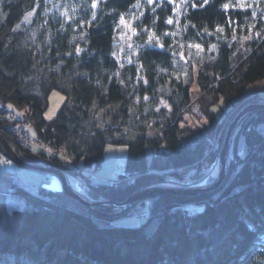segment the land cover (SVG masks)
I'll use <instances>...</instances> for the list:
<instances>
[{
	"label": "trees",
	"instance_id": "obj_1",
	"mask_svg": "<svg viewBox=\"0 0 264 264\" xmlns=\"http://www.w3.org/2000/svg\"><path fill=\"white\" fill-rule=\"evenodd\" d=\"M53 91L65 100L47 121ZM250 104H264V0H0V135L29 163L79 176L95 202L213 160L226 117ZM23 116L72 165L19 145L10 126ZM107 146L127 148L123 174L92 184ZM231 149L216 190L158 194L118 217L0 173V264H264V109Z\"/></svg>",
	"mask_w": 264,
	"mask_h": 264
},
{
	"label": "rangeland",
	"instance_id": "obj_2",
	"mask_svg": "<svg viewBox=\"0 0 264 264\" xmlns=\"http://www.w3.org/2000/svg\"><path fill=\"white\" fill-rule=\"evenodd\" d=\"M31 15H32V13H27L23 18V22L29 21L31 18ZM64 100H65V97L57 91H53L50 94L48 109L44 114L45 120L50 121L55 117L56 113L60 109ZM18 115H19V113H18ZM225 121L227 124L226 129H225V132H226L227 127L229 126L230 122H232V119L230 120V119H228V117H226ZM30 133L32 136H34L33 128L30 129ZM224 135H225V133H224ZM224 135H223L221 143L214 145V148H215L217 154L213 160H206V161L204 160L201 162V165H199V167L192 168L188 171L180 172L178 178L177 177L173 178V177H170L167 175L164 177L163 182L157 187L174 188V189H188V188L210 189L213 185H215V183L217 182V180L219 178V173L221 170V164L219 161V154H220V151L222 149ZM231 143H232V140H231ZM231 143H230V149H229L230 158H232V155H233V152H231V150H232L231 149ZM241 145H242V139H240V138H238L237 140L235 139V144H233V148H234V146H236L237 152L239 154H242L241 153V150H242ZM35 150H37V148H35ZM41 152L44 153V155L46 154V152H43L41 150H37V154H40ZM50 152L53 154L52 151H50ZM62 152L63 151L56 152V153L61 154ZM126 152H127V148L125 146H119V147L107 146L104 150V160H103L102 165L97 170H91L92 172H90V173L86 172L85 171L86 169L84 170L85 173L88 174L87 177H88L89 182L93 184V183L106 181V183H109L111 185L119 182L120 181L119 176L123 174V163H124V160L126 157ZM17 153L20 155L19 152H17ZM65 155L66 154H64V156ZM229 155L227 158L226 175L228 172V163L230 162ZM61 156H63V155L61 154ZM48 157L52 158L51 156H48ZM64 158H66V157H64ZM52 159H54V158H52ZM41 164H43V165H39V164H34V165H39V166H43V167H47V168L57 169L54 166H50V165L46 166L45 165V164H47L46 162H42ZM5 171L11 172L13 174V176L21 184H23L26 188H28L29 190H31L33 192H36L40 187H43L44 189L49 190V191H53V192H55V189H58L56 191L64 194L63 189H62V183H61L60 179L58 177H56L55 175H45L42 173H37V172H32V171L20 170L15 165H13L11 162H9L5 157L0 155V173H3ZM225 178H226V176H225ZM66 179H67V181H69L68 184L70 183L69 187L77 195H79L81 197H85L87 200H89L92 203H104L103 201L95 202V201L90 199V195L88 194L90 192L85 190V186L83 185L82 179L79 176L74 177V176H67L66 175ZM129 180L131 182H133L134 179L130 178ZM224 181H225V179H224ZM147 189H149V188H147ZM207 191H214V190H207ZM146 200H148V199H145V201ZM142 201H144V200H142ZM16 203H18L19 208H22L24 206V204L19 203V201L16 202L15 200L9 199L7 202V206L9 208V210L16 207ZM147 207H148V202L146 201V204L144 205L145 211H147ZM188 208L190 211H192V209H194V207H188ZM97 210H99V212H101L100 210H102V209H97ZM116 212H117V210H111L109 215L114 214ZM142 220H143L142 216H140V217H137V216L123 217V216H121L119 218H116L113 223L115 225H122V226H136V225H139L142 222Z\"/></svg>",
	"mask_w": 264,
	"mask_h": 264
},
{
	"label": "water",
	"instance_id": "obj_3",
	"mask_svg": "<svg viewBox=\"0 0 264 264\" xmlns=\"http://www.w3.org/2000/svg\"><path fill=\"white\" fill-rule=\"evenodd\" d=\"M260 109H264V104H250L243 107L227 127V130L224 135L222 149L219 154V161L221 164L219 178L215 183V185H213L210 189H197V188L174 189V188H164V187H153L136 192L122 202L92 203L89 200H87L85 197H81L72 191V189L69 187L68 181L66 179V175L63 171L59 169L34 165L27 162L7 143V141L2 135H0V155L5 157L9 162H11L20 170L37 172L45 175H55L60 179L62 183V189L64 194L71 197L72 199L79 201L85 207L89 208L93 212H99V210L97 209L108 210V211L117 210L116 213L111 214L110 216L118 217L126 213L128 210H130L137 202L152 198L158 194L193 197L199 193L206 192L207 190H216L217 188H219L224 182L226 176L227 158L229 155L230 143L236 127L238 126L239 122L245 115Z\"/></svg>",
	"mask_w": 264,
	"mask_h": 264
},
{
	"label": "built area",
	"instance_id": "obj_4",
	"mask_svg": "<svg viewBox=\"0 0 264 264\" xmlns=\"http://www.w3.org/2000/svg\"><path fill=\"white\" fill-rule=\"evenodd\" d=\"M10 128L12 129V134L17 139L19 145H21L22 147L27 148L29 150H33L37 148V150L48 152L52 158L57 159L59 162L63 164L65 163L68 165H72V161L69 160V158L66 155L64 156L63 154L64 152L61 153L63 156H61V154H58V155L55 153L52 154L47 144H45L42 140L31 135L30 128L28 124L26 123L24 116L21 117V120L19 121V123L13 126H10ZM86 172L90 173L92 171L86 170Z\"/></svg>",
	"mask_w": 264,
	"mask_h": 264
},
{
	"label": "crops",
	"instance_id": "obj_5",
	"mask_svg": "<svg viewBox=\"0 0 264 264\" xmlns=\"http://www.w3.org/2000/svg\"><path fill=\"white\" fill-rule=\"evenodd\" d=\"M69 182V181H68ZM70 184V183H69ZM56 190H58V189H55V192H58V191H56Z\"/></svg>",
	"mask_w": 264,
	"mask_h": 264
}]
</instances>
